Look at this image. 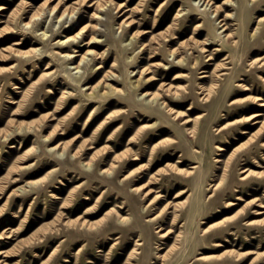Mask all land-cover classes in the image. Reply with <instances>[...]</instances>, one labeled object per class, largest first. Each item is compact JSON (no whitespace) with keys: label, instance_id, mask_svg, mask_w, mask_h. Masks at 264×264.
<instances>
[{"label":"rangeland","instance_id":"374dc122","mask_svg":"<svg viewBox=\"0 0 264 264\" xmlns=\"http://www.w3.org/2000/svg\"><path fill=\"white\" fill-rule=\"evenodd\" d=\"M154 1L114 0L136 10L131 16L137 23L120 29L117 23L121 19L106 6L99 15L101 22L96 32L102 46L96 49L105 51L104 57L108 58L104 69L109 68L115 56L119 59L120 77L136 65L148 66V76L158 79L148 88L152 92H157L161 83L179 87L177 96L166 98L179 115L165 112L157 102L149 108L141 104L142 97L130 99L128 105L109 107L102 103L96 110H126L116 116L120 119L115 125L105 129L98 128L105 114L94 123L89 117L96 104L90 106L83 101L74 113L67 115L75 101L56 113L59 92L52 95L48 89L57 92L61 85L53 81L48 85L38 83L44 69L24 85L19 83L27 71L35 68V60L26 67L24 59L8 51L27 50L29 45L12 43L27 42L41 30L31 34L17 25V32L9 34L11 24L0 23V264H162L159 256L165 253V264H264V221L250 224L264 216L255 213L258 209L264 211L259 207L264 206V132L251 138L257 126H249L241 119L257 109L264 114V108L254 105L250 109V101H241L248 95L264 100V22L250 37L256 16L264 18V0H234L224 8L222 16L231 14L227 22L229 29L235 30L234 43L221 38L225 32H219L223 30H215L220 26L214 21L215 15L204 21L196 10L202 1L165 0L158 10L164 0ZM223 1L210 2L219 6ZM23 2L35 6L42 0H0V6L6 8L0 18ZM84 11L75 24L73 19L80 14L63 19L65 22L44 15L37 29H49L48 34L56 32L54 37L60 39L65 28L69 31L63 35L73 34L81 26L93 23L88 18L93 9ZM176 13L177 25L170 28ZM131 32H138L132 40ZM207 38L208 45L204 46ZM139 42L144 44L143 49L137 47ZM201 46L207 51L201 52ZM174 48L184 54V63L179 64L174 55H168V50ZM208 54L210 61H206ZM92 64L93 60L80 83L93 82L97 77L93 68L96 73L85 80ZM175 65L182 68H174ZM53 68L60 70L55 79H61L63 66L57 61ZM203 69L209 77L200 78ZM133 71L135 74L137 68ZM222 71L227 74L215 78ZM177 73L185 77L173 79ZM32 82H36L38 91L29 105V99L19 108L9 103L12 98H21V94L14 93L21 89H15L13 84L25 90ZM240 82L250 90L243 91L238 86ZM212 83V93L202 99L199 86ZM233 100L237 101L230 104ZM46 113L61 118L64 128L50 131L47 125L56 121H46ZM187 118L191 121L184 124ZM19 122L33 123L38 128L18 132ZM143 124L149 126L137 130ZM194 125L192 136L185 129ZM8 133L12 134L5 140L3 136ZM56 144L61 145L58 150L53 149ZM218 146L224 151H218ZM78 147V154L72 157ZM93 151L97 153L91 167L85 168L82 163L88 162ZM228 157L232 160L220 182L222 166L215 160ZM110 164L111 173L103 172ZM26 165L20 171L15 168ZM178 169L182 172L178 173ZM244 169L252 174L242 180ZM218 182L220 185L214 190L213 185ZM21 186L25 189L18 191ZM156 195L162 197L154 198ZM177 202L176 211L169 208ZM175 212L179 216L174 221ZM127 214L130 220L125 224L117 220ZM83 219L90 227L81 224ZM213 223L215 227L203 231ZM169 229L168 235L161 236ZM178 233L177 247L169 249ZM135 244L137 254L127 260Z\"/></svg>","mask_w":264,"mask_h":264},{"label":"bare ground","instance_id":"6f19581e","mask_svg":"<svg viewBox=\"0 0 264 264\" xmlns=\"http://www.w3.org/2000/svg\"><path fill=\"white\" fill-rule=\"evenodd\" d=\"M201 1H202V4L201 5L199 4L200 6L199 5L196 6V10L203 16L204 21L205 22L208 21V19L211 17L210 15H215L214 21L215 22L218 21V24L220 25V26H216L215 30L216 31L223 30V31L219 32V33L225 32L221 38L231 39V43H234L235 41L233 38H234L235 30L234 29L230 30L229 29L230 25L227 22L231 19V14L225 13L222 16V12H223L224 8L227 6H231V4L234 3V0H224L222 2V4L219 6L218 5L212 6V3L210 2L211 0H200V3H201ZM249 1L254 2L257 0H249ZM155 2H157V0H155L152 3H155ZM165 2H166L165 0L162 1L159 4L157 10L159 8H161L165 4ZM208 5H210V6H208ZM106 6H109L112 10H114L115 14H116L115 16L118 19H121V21L119 23H117L118 29L125 27V26L130 27V26L135 25L137 23L136 21H134V19L131 16V14L135 13L136 10L134 8H128V5L126 3H116V2H114V0H42L41 3H39L38 5H35V6L29 5V3L23 2L21 7L17 8V9H13L9 14L1 17L0 19H3V20H0V23H4L7 25L11 24L8 28L9 31L7 32L9 34L17 32V31H15V29L17 28V25H18V27H20V30L25 31V32L30 31L31 34H35V33H37L38 30H41V32L39 31L40 34H36L35 36L34 35L31 36V39L28 40L27 42H21L19 40V41H15L12 43V45H14V46L29 45L27 50H19V49H15V48H10L8 51L9 54L17 55V56H20L21 59H24V63L26 65V67L31 65L32 59L35 60L34 61L35 62V68H33L31 71H27L25 77L22 80H19V83L24 85L35 74H37L42 69H44V72H42L38 78L39 79L38 83H40V84L44 83V84L48 85V84H51V81H53L54 83L59 82V85H61V87L58 88L57 92H52L50 89H48L49 93H51L52 95H55L59 92V97L56 101L57 108L54 111L56 113L63 112L68 106L71 105V103L76 101L77 103L72 105L71 109L67 113V115H71L72 113H74L77 110L80 103L83 101L86 102V105H90V106L96 104L97 107L91 108L89 111V117L91 118L92 123H94L96 120L100 119L105 114V116H104L103 120L100 122L98 128H104L105 129V128L112 127L120 119V118H116V116L120 115V113H125V111H126V110L120 111V109L110 110L109 108L105 111L104 110L105 107L102 108L101 110H96V109L100 108L99 106L102 103H105L109 107L128 105L129 104L128 102L130 101V99L133 98L135 100L136 97L138 99H141L139 97H142L143 100H142L141 104L148 105L149 108H152L153 103L157 102L159 108L163 107L162 109L165 112H169V113L173 114L174 117H178L179 113H176L175 111L172 110L171 107H169L168 101L166 102V98L169 95L177 96L179 87H174L171 85L166 86L165 84L161 83L157 89V92L150 91L148 88L153 86L154 82L157 81L158 79L153 75L148 76V74L150 73L148 66L136 65L135 68H137V71L135 74H133V72H134L133 70L135 68L133 70H130V71L128 69L125 76L120 77V71L118 70L119 59L115 56L113 58L111 65L109 66V68L104 69L105 63L107 62L108 58L104 57L105 51H102V52L97 51V49L100 48L102 45L100 44V41H99L100 40L99 35H97L96 32L98 31V25L101 22L99 15ZM207 7H209V8H207ZM84 8H92L93 9V11L88 15V18L93 23L85 24V25L81 26L79 28V30L77 32H74L73 34H64L63 35V33L69 31L68 29L65 28V30L60 32L61 37H60V39H58V37H54V35H56V32H54L55 31L54 30L53 31L54 33H52L53 29L51 30L52 34H48L49 29H43V27H41L40 29H37L38 26L40 25L39 19L43 18L44 15H45V17H46V15H47V17H48V15H53V17L52 16L51 17L54 18V20H56V22H59L63 19H65V20H67L68 18L73 19L76 14H80V16L76 20L73 19V23H74V22L81 19V17L83 16V13H85ZM4 10H6V8L0 6V12H2ZM85 17H87V15ZM178 17H179V14L176 13L174 18H173V21L171 22V25H169L170 28H174L177 25ZM192 18L195 19V17H192ZM43 19H45V18H43ZM63 22H65V21L63 20ZM263 22H264L263 17L256 16V18L254 19L255 27L253 28V32L250 33V37H253L257 33V31H259L261 29V25ZM16 23H18V24H16ZM54 24L57 25V23H55V21H54ZM45 25H44V27H45ZM199 33L200 32H198V34ZM130 34H131L130 39L132 40L133 38H135V36H136V34H138V32H131ZM220 36H221V34H220ZM174 37H172V39ZM7 39H8V37L4 38V40H7ZM208 41H209V38L205 39L204 46L208 45ZM41 43H43L45 47H49V48L44 49V46L38 47V44H41ZM140 46L142 47V49L144 48V44L142 42L141 43L139 42L137 47H140ZM76 48H78V49L76 50ZM200 51L206 52L207 50H205V47L201 46ZM168 55H170V56L174 55L175 58L177 59V63H179V64H182L185 61L184 54L178 52L177 49H175V48L168 50ZM205 57L207 58L206 61L212 60L211 54H208ZM92 60H93V64L91 65L92 67L90 68L91 73L87 75L85 80H87L88 78H90V76H92L94 73H96V71L93 72L94 69L97 70V77L93 79V82L87 81L84 83H80L81 80L84 78L86 71H88V69H86V68L88 67L89 63ZM261 60H262V58L260 59V61ZM57 61L60 64V67L63 66L62 70L64 71V74H63V76L59 77L61 79H55L56 76L60 75V70L58 68H53ZM36 63H37V65H36ZM192 64H193V68H194V66L196 65V62H193ZM67 67H69V68H67ZM9 68H13V66H11ZM9 68H6V70H8ZM83 68H85V69H83ZM174 68H182V66L175 65ZM200 73H203L200 76V78L209 77L208 71H206L204 69L201 70ZM226 74L227 73L224 71L218 72L215 74V78H222V76H224ZM62 77H64V78H62ZM183 77H185V74L177 73L173 77V79H181ZM38 79H37V81H38ZM62 79L65 80L64 81L65 83H63V84H62ZM263 81H264V78H263ZM66 85H68V86L66 87ZM86 85H88V87ZM214 85L215 84L212 83V84L208 85L207 87L206 86L204 87L203 85L199 86L202 99H207L210 96V94L212 93V90L214 88ZM85 86H86V88H85ZM238 86L243 88V91L250 90L247 87V85H245L244 83L240 82V83H238ZM13 87L15 89H18V90L21 89L20 91L14 92L15 95L21 94V98L18 101H14L15 100L14 98H12V100H9V103L16 104L17 108L23 106L25 104L24 102H26L28 99H29L28 100V105H29V102H31L35 99V95H36L35 93L38 91L36 82H32L29 85V87L25 90H22L21 87H18L14 84H13ZM35 89H37V90H35ZM168 100H169V102H172L170 99H168ZM236 101L237 100H233L230 104L235 103ZM241 101H250L252 104V106L249 107L250 109H254L253 108L254 105L257 108H264V100L259 96L248 95L245 98H242ZM28 109H30V108L28 107ZM189 109H191V108H189ZM13 114L14 115H20L19 113H16V112H14ZM262 116H263V118L260 119V117H262ZM43 118H46V121H47V119H48V121H52V120L56 121V123L52 126L47 125V127H49L51 129L50 131H52V132L56 131L57 129H63L65 126L63 120H61V118L58 119L54 113H52V114L46 113L45 115H43ZM241 119L244 121H247L249 123V126H255V127L257 126V129L250 134L251 138H253L256 135L264 132V114L261 113V109H257L255 111L251 112L249 115L243 116ZM190 121L191 120L189 118H187V119L183 120V123L187 124ZM7 123H9V122H7ZM35 123H39V122L35 121ZM155 123H157V120ZM155 123H153V124H155ZM7 125H11V124H7ZM39 126H40V124H39ZM72 126H74V125H72ZM148 126L149 125H147V124H143L142 126H139L137 128V130L144 129ZM6 127H8V126H6ZM14 128H15V126H14ZM23 128L31 130L32 128H38V125L35 126V124H33V123L32 124L27 123L25 125V124L20 123L18 132H21L23 130ZM186 128L187 129H185V130L187 133L191 134L192 136L195 134V128H196L195 125L191 128H188V127H186ZM242 133H248V132L244 131ZM11 134L8 133L5 136H3V138L5 140H8L9 137L11 136ZM46 138H45V140H46ZM59 147H61V145L56 144V145H54L53 149L58 150ZM261 147L264 148V142H262ZM217 148H218V151H224V149L222 147L218 146ZM87 149H92V147H88ZM60 150H61V152L64 151L61 148H60ZM78 152H79V147L77 149H75V151L73 152V154L71 156L72 157L76 156L78 154ZM96 153H97L96 151H93V153H91L89 156L88 162L82 163V165L86 166L85 168L90 169L91 161H93V158H95ZM231 160L232 159L230 157H228L225 160H223V159L215 160V161H218L219 163H221V166H222L221 167L222 176H221L220 182L225 178L227 171H228V168L230 166ZM112 161H114V160H112ZM111 164H110V167L108 169H106V170L104 169V171L103 170H101V171L107 172L110 174L112 169H113V166H112L113 164L112 165ZM24 167L26 168L27 165L26 166H16L15 168L17 169V171H20V170L24 169ZM89 169H87V170H89ZM177 172L178 173L182 172V170L178 169ZM186 173H189V172L186 171ZM241 173H242L241 179L244 180L249 175L252 174V171L249 169H244ZM256 174H260V172H258ZM13 181H15V180L13 179ZM220 182L213 185L214 190H216V188L220 185ZM23 189H25L23 186L19 187V190L17 188L18 191H20V190L22 191ZM14 191L15 190H13L12 192H14ZM12 192H10V194ZM10 194H8V197L10 196ZM156 197L160 198L162 196L156 195L154 198H156ZM85 199H87V198H85ZM169 203H167L163 207V209ZM178 205H179V202L169 205V208H172L173 211H176V208L178 207ZM259 207L264 208V206L261 204L259 205ZM258 210L255 212L256 214H263L264 213V211H258ZM178 216H179V214L175 212V213H173L172 219L175 221L178 218ZM156 217H157V215H156ZM117 220L120 223L125 224L127 221L130 220V216H129V214H127L126 216L120 215V216H118ZM263 221H264V216L261 219L251 221L250 224H252V223L258 224L259 222L261 223ZM81 224L83 226H85V225L89 226L90 223L88 224L84 220L81 222ZM215 224L216 223L209 225L206 229H203V231L207 232L211 228L215 227ZM93 228H95V226ZM167 233H170V229L166 233H163L161 236H166V235H168ZM179 233L175 236V239H174L175 241H174L173 245L170 246L169 249L177 247V244H178L177 241H178V238L180 237ZM137 245L138 244H135L133 249L129 252L127 260H130L131 257H133L137 254V252H136V249H137L136 246ZM159 257H160L159 259L162 260V264H165L167 254L165 253ZM203 258H206V257H203ZM125 264H131V263L125 262Z\"/></svg>","mask_w":264,"mask_h":264}]
</instances>
